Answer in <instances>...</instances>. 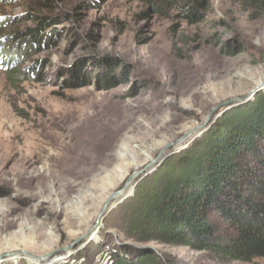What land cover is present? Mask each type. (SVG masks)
<instances>
[{
    "label": "rangeland",
    "instance_id": "rangeland-1",
    "mask_svg": "<svg viewBox=\"0 0 264 264\" xmlns=\"http://www.w3.org/2000/svg\"><path fill=\"white\" fill-rule=\"evenodd\" d=\"M80 1L0 0V264L49 263L83 244L94 254L147 245L162 264H264L136 242L119 208L142 179L264 94V0H200L197 20L179 3L75 9ZM39 15H60L44 30L53 43L26 52L17 33Z\"/></svg>",
    "mask_w": 264,
    "mask_h": 264
},
{
    "label": "trees",
    "instance_id": "trees-1",
    "mask_svg": "<svg viewBox=\"0 0 264 264\" xmlns=\"http://www.w3.org/2000/svg\"><path fill=\"white\" fill-rule=\"evenodd\" d=\"M99 1L82 0L75 9ZM143 1L154 11L179 3L188 20H197L203 8L200 0ZM59 18L39 15L36 27L18 32L24 36L25 51L31 45L52 44L44 30ZM101 79L105 86L115 80L106 74ZM119 208L122 230L136 242L185 245L212 251L226 260L264 258V94L226 116L156 174L142 179L134 195ZM96 246L95 250L101 247L100 243ZM80 254L86 264L93 261L90 249ZM112 258L113 264H162L158 254L146 248L128 246L126 252H112Z\"/></svg>",
    "mask_w": 264,
    "mask_h": 264
},
{
    "label": "built area",
    "instance_id": "built-area-1",
    "mask_svg": "<svg viewBox=\"0 0 264 264\" xmlns=\"http://www.w3.org/2000/svg\"><path fill=\"white\" fill-rule=\"evenodd\" d=\"M94 233L89 236V241L92 239ZM84 249V246L80 249L70 250V253L66 257L64 263L66 264H86V258L84 255L80 254V251ZM115 250L109 246H102L101 249L94 254L93 261L89 264H113L112 252Z\"/></svg>",
    "mask_w": 264,
    "mask_h": 264
},
{
    "label": "water",
    "instance_id": "water-1",
    "mask_svg": "<svg viewBox=\"0 0 264 264\" xmlns=\"http://www.w3.org/2000/svg\"><path fill=\"white\" fill-rule=\"evenodd\" d=\"M139 173H134V174H132L131 176H129V178L127 179V181H126V183H125V186H127L132 180H133V178L136 176V175H138ZM121 191L122 190H117V191H115V192H112L107 198H106V200H105V202H104V204H103V206H102V208L100 209V211H99V213H98V218H97V220H96V225L98 224V222H99V219H100V217L101 216H103L104 215V213L108 210V208L110 207V203H111V201L116 197V196H118L120 193H121ZM118 204V203H117ZM115 206H113V207H111V208H109L110 210L109 211H111L113 208H114ZM96 225H95V227H96ZM92 228H94V226H92ZM85 237L83 236V238H79V239H77V241H79L80 239H84ZM145 248L147 249V250H149V251H155V249L153 248V247H150V246H145Z\"/></svg>",
    "mask_w": 264,
    "mask_h": 264
},
{
    "label": "bare ground",
    "instance_id": "bare-ground-1",
    "mask_svg": "<svg viewBox=\"0 0 264 264\" xmlns=\"http://www.w3.org/2000/svg\"><path fill=\"white\" fill-rule=\"evenodd\" d=\"M146 158H145V160H148L149 159V155H146L145 156ZM128 188L129 189H131V185H129L128 184V187H126L124 190H122L121 191V193L119 194V195H122V196H124L125 194H127L126 192H127V190H128ZM118 195V196H119ZM118 196H116L114 199H119L120 197H118ZM113 199V200H114ZM112 200V201H113ZM111 201V202H112ZM117 202V201H116ZM111 205V204H110ZM112 206H110L109 208H111ZM109 208H108V210L104 213V215L103 216H101L100 217V219H99V222H98V224L100 225V223H101V221H102V219H103V217L106 215V213H108L109 212ZM98 227V226H97ZM85 238H86V236H87V234H85V235H83ZM83 245H85V244H83ZM70 248V246H68V249ZM70 253V252H69ZM68 251H66V253H63V254H60V255H58V256H56V257H54L52 260H51V262H45L44 264H63L64 263V261H65V259H66V257L68 256ZM51 259V258H50Z\"/></svg>",
    "mask_w": 264,
    "mask_h": 264
}]
</instances>
